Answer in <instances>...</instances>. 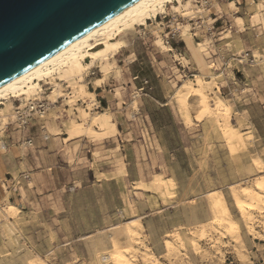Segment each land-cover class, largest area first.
Segmentation results:
<instances>
[{"label":"rangeland","instance_id":"obj_1","mask_svg":"<svg viewBox=\"0 0 264 264\" xmlns=\"http://www.w3.org/2000/svg\"><path fill=\"white\" fill-rule=\"evenodd\" d=\"M191 4L122 34L117 69L100 87L101 63L84 72L77 84L96 94L94 105L73 100L76 85L50 80L56 103L34 122L31 146L13 125V99L2 102L0 264H115V243L136 249L137 264H264V209H239L232 193L264 177V0ZM197 77L220 89L242 144L200 99L189 96L184 111L183 86ZM83 110L107 112L116 132L86 124L71 133ZM216 193L231 215L224 226L212 220ZM132 220L143 225L133 239Z\"/></svg>","mask_w":264,"mask_h":264},{"label":"bare ground","instance_id":"obj_2","mask_svg":"<svg viewBox=\"0 0 264 264\" xmlns=\"http://www.w3.org/2000/svg\"><path fill=\"white\" fill-rule=\"evenodd\" d=\"M183 1L184 0H139L132 6L124 10L122 13L110 19L109 21H107L100 27L96 28L95 30L87 34L86 36L78 39L77 41H75L74 43H72L71 45H69L68 47H66L65 49H63L62 51H60L59 53L51 57L50 59L44 61L43 63H41L34 69L26 72L25 74L17 77L16 79L2 86L0 88V111H3V109L1 108L2 102L4 101L8 102L10 98H16V97H21V96L30 97L33 95V93L37 89H40V86H41L40 82L47 81V80L54 81V77L57 75L60 77V79L67 81L71 85H76V94H74L75 96L72 97L74 101L75 100H86L89 103V105H92L95 102L96 94L90 91L87 86L83 84L78 85L77 80L82 82L84 72L86 70H90V68L97 65V63L99 64L101 63L103 65L102 71H101L103 73V78L97 81V86L100 87V85L104 82V80L107 79L110 76V74L114 70L117 69L115 55L116 53H118L119 51L123 49V43L121 40H119V37H121L122 34H125L128 31L135 30L136 27H144L148 25V22L150 20H154L160 15L165 14L166 7L168 5H171L173 9H175L176 12H179V13H181L180 11L182 7L184 6L189 7L192 5L191 4L192 0H185V5L183 4ZM188 15L189 13L187 12L185 13L184 16H188ZM183 36L185 35L183 34ZM159 44L164 46V44H162L161 42H159ZM183 87H185V94L182 95L183 98L181 97L182 98L181 105L184 106L183 108L184 111H186V108L188 107L187 100L189 99V96L191 97L194 96L197 99H200V102H202L203 106L207 110L208 109L211 110V113L214 115V117L218 119L219 123L225 122V127L226 126L229 127V128L226 127L227 129H229L228 140L232 141V143L234 141L238 142V144L243 143L242 138L238 135L236 129L231 128V125H230L231 120L229 119L230 120L229 121L228 118L229 116L231 117L230 111L232 109L230 110V108H228V104H227L228 102H226V99H224L223 96H221L220 89H217V90L210 89L209 83L204 81L202 77L195 78L193 81L189 82L186 86H183ZM57 88L52 93L53 96H55L54 99H56L57 96L58 98H61L60 96L61 92ZM210 95L214 96L216 100L212 108L209 104ZM178 99H179V96H178ZM55 103H56V100H55ZM185 115L188 118V120L187 119L186 120L189 121L191 115L188 112ZM82 117L84 119V124H71V126L69 127V131L71 133H73V131L76 128H79V127L83 128L84 126H86V124H90V126H97L98 128L101 129L102 132H106L108 129H111V128L113 129V132H116V127L114 123L110 120L107 112H103L101 114H98V116L96 117H92L87 111L83 110ZM4 120L6 121V119ZM223 124L224 123H222L221 125ZM168 186L170 185H167L166 180L162 178L157 179V189L162 196L164 195L166 196L169 194ZM232 193H233V199L239 209H242L244 205H247V206L249 205L251 207H254L253 208L254 210H255V207L256 208L259 207L260 210L264 209V207H262V205H264V177L260 178V180L256 183L255 187L245 188L242 190V192H238L237 189L236 190L233 189ZM223 194L216 193V196L210 198L211 197L210 195L209 196L210 199H208L211 205L210 207H212L211 208L212 209L211 213H212V218H213L212 220H214V222L222 220L220 222L221 224L223 220L229 217L231 218V215H229L230 214L229 207L226 202V198L224 197ZM12 207L14 208V206ZM244 217H245V221L246 220L253 221V216L245 214ZM130 223L133 225H131L129 228H126V229H128L129 231L128 235L131 237V239H133V236H135L136 233L138 234L137 230L142 228L143 225L141 224V222L140 223L136 222V220H132ZM124 233L125 235L127 234L126 232ZM128 239L130 240V238ZM180 240L183 243V239H180ZM133 241H135V239ZM130 242H132V240ZM123 248H124V245H123ZM137 253L138 252L136 249L135 250L130 249V248L122 249L117 243H115L114 250L108 257L115 264H137L135 261V258L137 257L136 255H138Z\"/></svg>","mask_w":264,"mask_h":264},{"label":"water","instance_id":"obj_3","mask_svg":"<svg viewBox=\"0 0 264 264\" xmlns=\"http://www.w3.org/2000/svg\"><path fill=\"white\" fill-rule=\"evenodd\" d=\"M139 0H0V88Z\"/></svg>","mask_w":264,"mask_h":264},{"label":"built area","instance_id":"obj_4","mask_svg":"<svg viewBox=\"0 0 264 264\" xmlns=\"http://www.w3.org/2000/svg\"><path fill=\"white\" fill-rule=\"evenodd\" d=\"M226 2L230 0H225ZM166 14V13H165ZM160 15V23L163 24L167 19V15ZM157 19V18H156ZM177 21V29L182 25L179 22V17H175ZM176 33L172 35V40L175 39ZM168 37L166 44L170 47L171 42ZM95 75V72L92 73ZM40 89H37L32 96H21L13 99V125L19 130L18 133L23 137V144L31 146L33 144V138L30 136V130L34 126V122L37 120L45 119L52 111L54 104L49 99L47 94L51 87L49 80L40 82ZM3 105V103H1Z\"/></svg>","mask_w":264,"mask_h":264}]
</instances>
